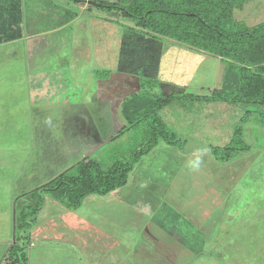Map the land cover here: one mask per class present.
I'll list each match as a JSON object with an SVG mask.
<instances>
[{
  "label": "rangeland",
  "instance_id": "1",
  "mask_svg": "<svg viewBox=\"0 0 264 264\" xmlns=\"http://www.w3.org/2000/svg\"><path fill=\"white\" fill-rule=\"evenodd\" d=\"M93 4L91 1L89 6ZM116 11L110 16L121 22L127 20L125 26H136L135 21ZM89 17L85 12L81 18L88 23ZM234 18L248 26L262 23L264 0H248L241 9L234 10ZM75 24L68 28L74 34L73 41L68 42L70 47L60 51L68 73L62 76L64 81L57 80V88L53 89L56 93H45L38 100L31 99L30 74L38 70L47 73L50 56L54 58L57 51L54 43L41 46L45 58L34 59L32 67L24 44L0 45V264L5 261L6 243L14 241V217L19 206L31 203L32 194H37L25 193L70 167L75 157L72 153L79 156L86 150L91 127L102 137L109 134L110 128L127 125L121 113L123 99L144 90L140 77L132 71L146 69L153 75L156 67L154 76L160 71L159 62L144 64L147 49L142 48L140 55L135 49L138 43L129 38L134 33L127 30L122 43L117 44L121 47L117 70H110L115 66H103V59L96 57L88 26L77 31ZM119 27L113 28L122 31ZM147 46L155 49L151 44ZM165 49L161 48L159 56ZM199 54L194 64L200 66L187 93L176 92L178 98L159 113L166 128L175 131L173 127H180L175 134L184 140L173 150L177 158L167 159L166 147L154 153L161 162L166 158L167 166H144L145 170L152 168L150 173L159 170L156 173L160 180L144 188L133 181L109 194H89L75 209H66L43 192L45 201L35 222H39L40 235L32 237L33 246L26 249L28 264H92L102 255V247L115 251L119 264H264V127L259 122L264 118V106L182 98V94H210L222 83L229 60ZM160 86L158 82L148 92L161 97ZM106 97L108 103L97 105ZM68 98L69 103L65 101ZM110 102L112 105H108ZM247 110L252 113L242 123V133L249 150L231 161H216L209 146L227 144ZM104 114L112 115L107 117L109 128ZM150 119L107 142L91 158L104 169L115 160H129L147 143L142 132L151 125ZM178 149L187 151V156L182 154L178 159ZM151 156L142 163L147 165ZM140 198L146 205L147 201L155 205V212L141 209L137 203ZM74 236L82 240L86 252L81 244L75 245Z\"/></svg>",
  "mask_w": 264,
  "mask_h": 264
},
{
  "label": "trees",
  "instance_id": "2",
  "mask_svg": "<svg viewBox=\"0 0 264 264\" xmlns=\"http://www.w3.org/2000/svg\"><path fill=\"white\" fill-rule=\"evenodd\" d=\"M247 1L132 0L125 3V0H119L114 3H94L108 12L118 10L122 16L136 22V27L118 24H121L127 33H134L141 39L142 43L136 45L135 49H147L145 53L148 57L145 55L148 63L154 58V62H151L156 64V58L161 52V42L166 39H173L197 52L218 55L221 59L229 60L219 88L214 89L208 96L182 94V98L256 107L264 106V21L248 26L234 18V10L241 9ZM147 44H151L155 49H148ZM120 53L121 47L119 55ZM148 71L147 74L136 71L139 73L140 86L144 90L130 95L122 102L121 113L127 125L111 138L113 140L151 118V125L146 128L149 131L145 133L147 143L135 151L129 160H115L107 169L102 168L97 160L89 156L83 157L72 162L67 169L54 174L47 182L36 184L28 190L25 195L35 192L37 194H32L34 199L29 200L31 203L19 206L20 209L14 217V241L6 249L3 264H27L26 249L31 239L30 231L36 222L37 212L44 204L43 192H48V195L66 209H75L89 194L105 195L126 185L136 163L160 140L170 146L178 147L183 144L184 140L166 128L158 114L167 103L178 98L176 91L165 97L148 92L149 88H154L159 82L158 77ZM251 113L250 110L245 112L239 124L235 126L233 138L227 144L221 147L209 146V152L216 161L228 162L238 153L249 150V146L243 141L242 123H245ZM259 122L264 127V118L259 119Z\"/></svg>",
  "mask_w": 264,
  "mask_h": 264
},
{
  "label": "crops",
  "instance_id": "3",
  "mask_svg": "<svg viewBox=\"0 0 264 264\" xmlns=\"http://www.w3.org/2000/svg\"><path fill=\"white\" fill-rule=\"evenodd\" d=\"M91 1L96 2L97 0H80V1L0 0V45L6 43L24 44V47H27L29 51V58H30L29 60L31 64L30 67H32V64L34 63L33 62L34 59L41 60L45 58V53L42 52L43 48L41 47V46L44 47L45 43H47L48 45L49 42H53L54 43L53 46L58 51V52L57 51L54 52L55 54L54 58L52 57V55L50 56V62H48L47 64L48 68L45 70L47 71V73L42 71L39 72V70L38 72L35 73L31 72L29 78V82H30L29 90L31 91L32 94L31 96L32 100H38L37 98L42 97L45 93L46 94L56 93V91H53V89L57 86V80L62 79L64 81L62 76H66L68 70L67 68H65L66 65L62 59L63 58L62 52L63 51L66 52L67 51L66 48L70 47L68 42L73 41L72 37H74V34L71 31L69 32L68 28H71V26H73L76 22H78V24L77 23L75 24V28L77 29V31L82 29L83 26L85 27L88 26L92 40L94 42V53L96 54V57H100V59H103L101 60L102 62L101 64L103 66L106 65L111 68L115 66V69H110V70H117L118 59L120 57L119 56L120 48L118 47L117 44L118 42L122 43L121 41H123V37L125 35L124 34L125 29H123L121 26L125 25L124 22H127V20L121 22L117 20L115 17L110 16V15H114L113 11H116L115 9L111 10L110 15L108 16L102 13V9L97 7L95 3L92 5L93 7H90L89 3ZM99 1L114 3L119 0H98L97 2ZM131 1L132 0H125V3H130ZM79 3L86 6H81ZM85 12H87L88 15L90 16L88 19V23H85V21H83L81 18L82 15L85 14ZM124 18L133 21L131 18L128 17H124ZM118 23H121L122 25ZM131 25H132L131 27H136L135 24H131ZM116 26L117 28L120 26L119 28H122V31L113 28ZM129 38H131L132 40H136L138 46L142 43L141 39L135 34H133V36L129 35ZM146 41H148V39ZM173 41L174 42L169 41V39H166L165 41L161 42L160 47L161 48L167 47V49H165V51L162 52V56H158V58H156L157 63L159 62L160 65L159 68L160 71L158 72L157 77L158 79L159 77H162V79L159 80V83L161 85L159 87V90L163 91L161 97L168 96L175 91L176 92L179 91L180 93H187L185 91H188L189 85L192 79L194 78L195 73L197 72V68L200 66V65L195 66L194 64V62L197 61L198 56H200L199 52L187 46L178 44L175 40ZM141 54L143 53L140 50V55ZM56 58L58 59L56 60ZM152 59L154 60V58ZM136 62H138V60H136ZM139 64L143 65V63H139ZM144 64L148 65V60L147 63L145 62ZM154 68L156 69V67ZM140 69L142 70L141 67ZM147 71L148 70L143 69L142 72L139 73L147 74L146 73ZM131 73L139 74L136 71H132ZM153 73L156 74V72ZM63 90L66 91L65 86H63ZM204 95L208 96L209 93ZM129 96H126L123 100H125ZM107 100H108L107 97L105 99L102 98L98 100L97 105L99 103L100 105H102L103 103H108L109 101ZM65 101L69 103L70 99L68 98ZM108 105H112L111 102ZM162 110L163 108L160 111ZM160 111L159 113H161ZM110 116L112 115L104 114V118L107 119L105 120L107 124L106 125L107 128H109L110 126L107 117ZM123 121L124 123H126L124 116H123ZM119 126L120 127L117 129L110 128L109 134L102 137L99 136L98 133H96V131H94L95 129H93V127H91L93 131L87 135L88 139L86 143L88 145L87 147L83 146L86 148V150L83 151V153L79 156L73 152L72 154L73 155L75 154L74 155L75 157L73 158V160L71 159L72 160L71 164L72 162H76L86 156H89L91 158V155L96 150L101 148V146H103L109 141L115 140V139L111 140V138L114 137L118 133V130L122 129L125 125H119ZM173 129H175V131L176 130L179 131L180 127L175 126L173 127ZM146 131L148 132L149 130ZM146 131L142 132L144 134L143 135L144 137L146 135L145 134ZM78 146H80V142H78ZM165 147L167 148L166 149L167 150L166 154L168 155L167 159L177 158L176 154L173 152V150L174 151L176 150L177 148L176 146H170L166 144L161 145L160 142H158V144L148 153V155L143 156L141 158L142 160L140 159V161L136 163V165L134 166V168L132 169L129 175V179L126 183V186L133 181H138V185L144 188L147 187L148 184H150L153 180H154L153 182H156V180H160L159 174L156 173L159 170L158 171L155 170L154 173H150V170H152V168H150V170H145L144 166H167L168 162H166V158L163 162H161V160H158V156L155 158L154 155L156 151H161ZM176 152H178L180 155L178 159L182 158L183 155L187 156L188 153L187 151H180L179 149ZM152 154L153 156H151L148 160L149 163L147 165H144L142 161L148 158ZM68 163H70V161ZM133 185L135 184L133 183ZM114 191H119V190H114ZM138 193L141 194V191ZM137 203L141 207V209L149 213H153V211L155 212L156 210V206L152 205L149 201H147V205H146V201L143 200V198L138 199ZM63 212H65V210H63ZM55 213H57L56 215L59 218H61V215L58 214V212ZM51 215H53V213ZM38 224L37 225L35 224L31 229L30 231L31 238L32 237L37 238V235L38 234L40 235L41 228ZM41 234L45 235L43 233ZM43 238H45V236H43L42 239ZM69 239L71 240L72 238L69 237ZM66 241H68V239H66ZM73 241L77 246L81 244L80 246H82V248L84 249V244H82L83 243L82 240L79 239L77 236L76 237L74 236ZM33 243L34 240L30 239V243L27 246V250L30 246H33ZM7 244L8 243H6V249L10 246L9 244L8 245ZM98 247L97 246L94 247V250L98 249ZM102 249H103L102 255L96 258L93 261L94 263L92 264H119V255L116 254L115 251L112 250L109 251V249L105 250V247L104 248L102 247ZM87 250L88 249L85 246L84 251L86 252ZM4 258H5V253L3 254V259ZM27 264H28V256H27Z\"/></svg>",
  "mask_w": 264,
  "mask_h": 264
}]
</instances>
